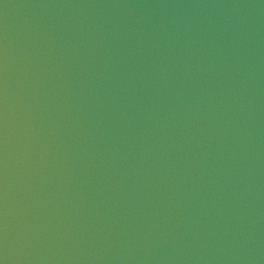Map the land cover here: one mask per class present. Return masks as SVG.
I'll use <instances>...</instances> for the list:
<instances>
[{"label": "water", "instance_id": "water-1", "mask_svg": "<svg viewBox=\"0 0 264 264\" xmlns=\"http://www.w3.org/2000/svg\"><path fill=\"white\" fill-rule=\"evenodd\" d=\"M0 264H264V0H0Z\"/></svg>", "mask_w": 264, "mask_h": 264}]
</instances>
